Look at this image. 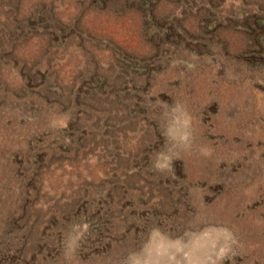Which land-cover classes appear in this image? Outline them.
Segmentation results:
<instances>
[{
  "label": "rangeland",
  "instance_id": "obj_1",
  "mask_svg": "<svg viewBox=\"0 0 264 264\" xmlns=\"http://www.w3.org/2000/svg\"><path fill=\"white\" fill-rule=\"evenodd\" d=\"M0 264H264V0H0Z\"/></svg>",
  "mask_w": 264,
  "mask_h": 264
},
{
  "label": "clouds",
  "instance_id": "obj_2",
  "mask_svg": "<svg viewBox=\"0 0 264 264\" xmlns=\"http://www.w3.org/2000/svg\"><path fill=\"white\" fill-rule=\"evenodd\" d=\"M157 167H160V165L158 164Z\"/></svg>",
  "mask_w": 264,
  "mask_h": 264
}]
</instances>
